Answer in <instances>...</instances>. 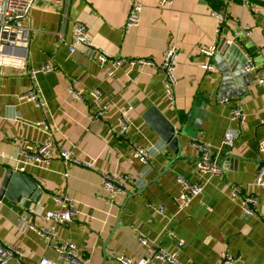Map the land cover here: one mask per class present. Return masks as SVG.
Segmentation results:
<instances>
[{
    "label": "crops",
    "instance_id": "crops-1",
    "mask_svg": "<svg viewBox=\"0 0 264 264\" xmlns=\"http://www.w3.org/2000/svg\"><path fill=\"white\" fill-rule=\"evenodd\" d=\"M132 1L68 0L60 5L37 0L25 22L32 33L21 54L22 70L0 69V155L6 156L0 158V189L7 171L21 173L24 167L22 175L43 192L38 203L0 199V240L24 253L9 264L57 260L52 243L30 227L50 225L45 215L59 209L57 199L71 200L78 212L71 223L58 226L57 239L74 244L86 264H121L114 256L147 257L149 246L175 255L176 264H264V189L254 185L264 163V0H172L165 7L161 0H137L143 7L141 23L126 29ZM78 24L112 61L125 64L103 67L90 51L72 55L69 47ZM224 38L258 67L257 75L249 74L237 61L243 76L228 87L231 104L220 103L224 76L215 58L202 52L218 49ZM171 44L178 48L179 62L175 101L170 103L161 66ZM137 60L152 66L130 64ZM207 61L216 71L202 68ZM44 65L55 70L33 77L27 73ZM72 87L83 100L74 98ZM29 91L38 92L43 108L20 99ZM94 91L102 95L97 106L89 96ZM152 106L175 126L181 138L177 153L145 120ZM234 106L244 108L243 127L231 121ZM105 107L108 111L101 114ZM122 120L129 125L124 136ZM40 122L49 129L37 126ZM229 130L240 132L232 151L222 147ZM195 141L211 145L221 176L197 171ZM46 142L53 143L57 157L49 165L17 162L21 149L35 152ZM137 147L150 150V163L132 157ZM62 150L93 168L66 165L59 157ZM105 174L129 178L126 194L112 203L103 186ZM179 176L203 186L184 209L178 207L183 192ZM232 186L256 197L254 215H246L241 198L232 197ZM226 255L233 258L230 263L224 262Z\"/></svg>",
    "mask_w": 264,
    "mask_h": 264
},
{
    "label": "built area",
    "instance_id": "built-area-1",
    "mask_svg": "<svg viewBox=\"0 0 264 264\" xmlns=\"http://www.w3.org/2000/svg\"><path fill=\"white\" fill-rule=\"evenodd\" d=\"M37 0H0V69L10 67L12 69H21L20 63L23 62L22 53H25L29 48L31 30L25 25L28 20L31 11L35 8ZM48 4H66L68 0H43ZM247 4V0H245ZM160 5L162 7L173 5L172 0H161ZM143 11L142 5L134 0L131 2V8L127 18L126 29L137 28L141 23V14ZM215 17L222 22L223 17L220 14H215ZM72 43L70 44V53L74 55L77 52L90 51L92 58L99 63L101 66H105L112 62L116 66H122L125 61L118 60L112 61V56L107 53L104 49H99L95 46L93 41L88 35V30L84 25L78 24L74 27ZM217 47L213 46L209 49H204L202 52L212 60L216 54ZM179 62V51L176 45L171 44L164 53L163 62L161 69L164 73V87L165 97L171 103L175 101V88L178 84L177 68ZM132 65H141L143 67L152 66V63L147 60L131 61ZM202 68L207 72L216 71V67L212 62L207 61L202 65ZM245 71L249 74L257 75L258 67L255 65L252 58L248 57L245 63ZM55 70L53 65H44L43 67L27 71L32 77L39 73H50ZM264 81H260L263 83ZM71 94L76 100H83L82 94L71 88ZM94 105L101 101V92L94 91L89 94ZM22 101L33 102L37 107L43 108L45 103L40 99L38 92L29 91L28 93L20 97ZM220 103L231 104V100L227 97L220 98ZM108 108L105 107L101 114H105ZM231 121L238 123L240 126H244L246 122V113L244 108L234 106L231 108ZM37 126H43V129L48 130L49 126L43 122L37 124ZM129 130V125L122 120L120 135L124 136ZM240 132L235 130H229L225 134L222 147L228 151H232ZM193 148L198 153L197 171L205 176H221L223 174V168L220 162L215 158L214 150L210 144L203 143L201 141H195L192 144ZM18 155L19 159H16L18 163L24 164L25 166H47L56 157L53 152V143L46 142L35 152H28L26 150H20ZM59 157L65 162L66 165H78L86 169L93 168V165L89 162L81 160L79 157L73 154L72 151L62 150L60 151ZM132 157L144 164H148L152 160L150 150L137 147L133 149ZM2 160L6 159V156L1 154ZM21 173L25 171L22 167L19 169ZM178 182L183 187V192L178 200L179 209L189 207L193 200L197 199L203 191V186L193 185L182 176L178 177ZM126 181L129 178L121 179L117 175L105 174L103 178V186L111 195L109 202L112 203L117 195L126 194ZM255 187L264 189V163L260 164L256 178L254 181ZM232 197L234 199L241 198L243 203V210L246 215H254L256 213L257 199L254 195L246 194L238 186H232ZM59 209L54 211H48L45 215V219L50 223L49 226L30 227L37 232L38 235L45 238L52 243L55 252L57 253V260L53 261L46 257L42 258L39 264H86L79 258L77 247L74 244L68 242H60L57 239V228L59 225H65L71 223L73 218L77 215L76 205L68 199L58 200ZM161 213L164 209L159 210ZM34 212V210H31ZM142 245H146L147 241L143 238L140 239ZM184 242H180L182 247ZM150 255L147 257H141L139 259H132L122 256H114V259L121 264H176V256L163 250L154 249L149 246ZM24 253L13 246H5L0 240V264H9L15 258L23 257ZM233 258L229 255L225 256L224 262L230 263Z\"/></svg>",
    "mask_w": 264,
    "mask_h": 264
},
{
    "label": "water",
    "instance_id": "water-1",
    "mask_svg": "<svg viewBox=\"0 0 264 264\" xmlns=\"http://www.w3.org/2000/svg\"><path fill=\"white\" fill-rule=\"evenodd\" d=\"M218 69L223 74V96L229 98L233 93L228 92V87L233 79L239 80L243 76L241 63H246V59L240 52L238 45L229 43L228 39L221 40L217 53L214 56ZM242 93H236L240 96ZM145 120L159 137L170 145L175 153L179 151L181 138L175 126L155 107L152 106L145 114ZM42 189L28 175L9 170L6 172L2 187L0 189V199H9L19 203L22 199H28L33 203H38Z\"/></svg>",
    "mask_w": 264,
    "mask_h": 264
}]
</instances>
